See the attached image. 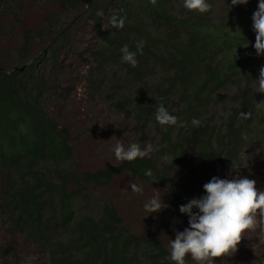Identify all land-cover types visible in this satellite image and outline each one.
Masks as SVG:
<instances>
[{
    "label": "trees",
    "instance_id": "16d2710c",
    "mask_svg": "<svg viewBox=\"0 0 264 264\" xmlns=\"http://www.w3.org/2000/svg\"><path fill=\"white\" fill-rule=\"evenodd\" d=\"M61 1L95 25L99 39L91 52L90 89L107 96L139 133L155 128L152 145L160 150L104 171H79L68 130L48 107L57 95L51 78L70 28L54 33L52 21L41 30H26L17 63L0 68V214L11 235L38 249L47 264H171L169 250L158 239L131 232L112 202L96 200L88 191L108 187L121 174L167 188L173 172L194 154L213 174L235 170L247 146L263 148L258 163L264 168V108L251 104L264 96L254 81L264 66V56L253 47L258 0L238 6L223 0L217 15L214 0L205 14L185 9L183 0ZM0 2L6 10L12 5ZM114 14L124 19L123 28L110 23ZM43 37L53 39L34 59L30 47ZM140 40L144 47L137 53L138 65L122 62L121 47L136 51ZM230 89L231 106L218 121L215 108L222 103L216 96ZM160 102L179 118L177 125L156 122ZM241 112L252 115L245 120ZM194 118L199 126L192 124ZM165 155L170 159H162ZM207 182L197 176L194 197L204 194ZM169 203L188 221L179 212L187 201L172 193ZM186 264L191 263L186 259Z\"/></svg>",
    "mask_w": 264,
    "mask_h": 264
},
{
    "label": "rangeland",
    "instance_id": "374dc122",
    "mask_svg": "<svg viewBox=\"0 0 264 264\" xmlns=\"http://www.w3.org/2000/svg\"><path fill=\"white\" fill-rule=\"evenodd\" d=\"M7 2L12 4L8 10L0 8L2 24L0 68L10 69L17 63L16 54L21 51L22 35L26 30H41L52 21L54 33L61 28H70V36L58 59L56 75L51 78V85L57 88V95L48 107L54 110L53 114L57 116L61 126L68 130V139L74 147L79 171L100 172L110 166L119 165L122 161L117 160L112 151L118 141L124 145L132 142L141 145L143 136L147 133L146 146L152 145V139L156 135L155 128L151 126L150 131L139 133L135 122L128 119L124 112L114 108L107 96L90 89L87 78L90 68L95 65L91 52L96 48L99 38L95 34L94 23L86 14L81 10L68 8L61 0H7ZM214 3L217 15L223 8V0H214ZM52 39L43 37L36 40L30 47V56L38 58L41 48L47 46ZM78 89L81 90L79 93ZM59 94L62 95V101H58ZM221 94L216 96L222 103L217 104L215 108L218 121L225 118L226 110L231 106L230 97L233 89L223 93V96H220ZM258 103L264 104V96H258L251 103L252 107L258 108ZM262 150V147H245L243 163L235 170H223L218 174L206 170L194 154L190 157L188 165L173 172L167 188L121 174L108 187L93 186L88 193L92 191L91 195L96 200L112 202L124 225L131 232L138 236L156 238L169 250V239H174L176 231L188 227V221L170 205V195L175 193L187 202L194 198L197 176L208 181L214 176L222 179L246 177L256 181L258 190H264V168L258 163ZM130 182L143 186V194L133 192ZM156 191L160 192L167 207L150 214L144 210L143 205ZM6 246L11 248V252H4ZM189 258L190 255H186V259L195 264ZM214 259L216 264H264V233L258 230L249 233L246 238H242L233 255ZM0 264H47L45 255L38 249L23 238L11 235L1 214Z\"/></svg>",
    "mask_w": 264,
    "mask_h": 264
},
{
    "label": "clouds",
    "instance_id": "9594fccd",
    "mask_svg": "<svg viewBox=\"0 0 264 264\" xmlns=\"http://www.w3.org/2000/svg\"><path fill=\"white\" fill-rule=\"evenodd\" d=\"M155 3V0H152ZM249 0H231V6L247 5ZM183 7L189 11L200 14L212 10L210 0H183ZM103 15V13H99ZM255 43L253 45L257 56H264V0H258V9L252 15ZM110 23L123 28L124 19L114 14ZM144 41L136 43V51L129 49L128 45L121 47V60L132 67L138 65L137 53H142ZM257 92L264 93V66L259 69V75L254 79ZM81 90L78 89V93ZM264 104L258 103V109ZM252 113L241 112V118L247 120ZM155 120L160 125L175 126L179 118L170 113L165 105L156 103ZM201 121L192 120V124L199 126ZM181 127L186 123L180 122ZM160 146L148 144L142 147L132 142L124 145L119 141L113 146L114 156L119 161H135L144 159L150 153L158 152ZM164 160L170 159L165 155ZM146 175L151 176V170ZM133 192L143 194L144 188L130 182ZM204 194L194 197L179 207V212L188 217V227L176 231L174 239H169V254L166 259L171 264H186V255H190L195 264H216L214 258L231 256L237 251L242 238L257 230L264 233V190H258L256 181L246 177L222 179L214 176L203 185ZM148 213L160 212L167 205L164 203L159 191L148 198L144 205Z\"/></svg>",
    "mask_w": 264,
    "mask_h": 264
}]
</instances>
